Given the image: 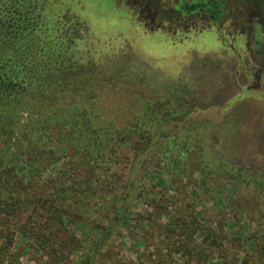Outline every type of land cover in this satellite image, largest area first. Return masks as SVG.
<instances>
[{
    "label": "rangeland",
    "instance_id": "374dc122",
    "mask_svg": "<svg viewBox=\"0 0 264 264\" xmlns=\"http://www.w3.org/2000/svg\"><path fill=\"white\" fill-rule=\"evenodd\" d=\"M44 1L51 14L75 18L84 26L75 52L85 73L95 74L88 76L86 86L92 88L89 93L101 115L95 118V129L110 121L146 129L152 121L143 107L150 103L166 115L134 164L133 147L144 142L142 133L131 131L126 143L117 145L108 174L128 178L125 198L124 182L114 193L101 186L102 169L91 172L96 184L71 187V179L77 180L83 167L90 168L88 158L67 150L66 144L43 142L28 125L32 118L27 114L12 146L0 141V154L3 149L11 154L8 159L19 171L25 169L28 154L42 146L32 165L38 171L28 178L47 199H58L57 192L66 189L58 205L64 206L63 221L76 242L58 264H83L89 247L94 251L98 243L103 245L90 264H199L190 252L200 247L210 252L214 264L221 259L204 239L212 232L233 238L224 248L233 264H240L241 256L235 258L241 249L238 238L255 232L264 219L259 190L264 184V87L252 88L259 66L247 51L255 31L227 35L232 21L224 14L218 22L209 19L211 27L204 30L166 35L162 29L146 31L123 0ZM179 1L190 0L167 3ZM258 83L264 84V78ZM80 101L87 105L90 100ZM30 131L31 138H23ZM113 196L119 198L117 204ZM13 242L18 264L50 263L49 247L40 236L16 232Z\"/></svg>",
    "mask_w": 264,
    "mask_h": 264
},
{
    "label": "trees",
    "instance_id": "16d2710c",
    "mask_svg": "<svg viewBox=\"0 0 264 264\" xmlns=\"http://www.w3.org/2000/svg\"><path fill=\"white\" fill-rule=\"evenodd\" d=\"M123 1L137 22L149 32L162 29L166 35H176L177 32L187 34L197 28L206 29L210 21L208 14L191 16L179 10L178 4L169 6L168 0ZM226 6V14L232 21L229 25L231 37L245 32L243 23L256 33L254 45L248 47L252 57H257L255 60L259 66L253 73L255 83L252 88L264 87L263 83H258L264 78V73L258 72H264V0H228ZM84 31V26L75 18L68 21L51 14L44 0H0V141L5 143V147L12 146L14 135L22 132L20 121L27 114L32 118L28 125L37 129L43 142L48 140L58 146L66 144L67 150L80 156L85 154L88 158L90 168L83 167L80 177L71 179V187L96 184L99 180L94 179L91 172L102 169L104 177L101 186L113 189L114 193L124 182L121 189H127L124 191L125 198L129 196L128 178L122 181V173L108 174L111 162L113 164L117 156V145L125 144L131 131L142 133L144 142L133 147L136 156L131 163L134 164L138 154L159 132L166 115L150 103L143 107L152 121L146 129L131 123L123 127L115 126L111 121L95 129V118L101 115L97 103L92 102L89 93L92 88L88 90L86 87L90 84L88 76L95 74L85 73L75 52L76 41L82 38ZM82 97L90 100L87 105L80 101ZM31 133L21 135L31 138ZM82 141H87L88 145L83 146ZM34 144L30 145V149ZM39 148H35L32 155L27 153L28 163L26 170L22 171L9 161L11 154L6 150L3 149V154H0V264H18L17 257L11 252L16 232L27 237L40 236L49 247L46 252L49 264H58L63 260L71 252L70 246L76 242L63 221L64 206L61 202L58 205V199H63L66 189L62 187L57 192L58 199H47L42 189L28 178L38 171L32 165L36 162L34 157L44 151L42 146ZM262 184L259 190L264 195ZM118 199L113 196L114 204ZM80 200H85V197ZM68 220L72 223L71 218ZM174 223L178 228L177 221ZM258 223L260 225L255 232L238 238L241 249L235 258L241 256L240 264H264V219ZM105 229L101 230V234L105 233ZM61 237L64 239L60 240ZM204 239L211 245L210 248L216 247L218 259L222 260L214 264H233V257L224 248L225 243L227 246L232 244V237L212 232ZM204 239H201L202 243ZM99 241L94 240L95 243ZM102 245L98 243L94 251L91 245L83 264H90L95 250ZM190 253L196 256L199 264H210L207 249L200 247Z\"/></svg>",
    "mask_w": 264,
    "mask_h": 264
},
{
    "label": "flooded vegetation",
    "instance_id": "af4514ba",
    "mask_svg": "<svg viewBox=\"0 0 264 264\" xmlns=\"http://www.w3.org/2000/svg\"><path fill=\"white\" fill-rule=\"evenodd\" d=\"M227 2L228 0H190V1H179L178 3V9L181 10L183 13H188L191 16L198 17L202 16V14H208L210 19L213 17L218 22L219 18L222 17L227 12ZM210 22V21H209ZM212 23V21L210 22ZM216 23V22H215ZM217 24V23H216ZM211 27L210 24H208V27ZM213 27V26H212ZM243 27L245 28V32L242 34L235 35L237 36H243V35H251V31L253 29L247 28L246 24L243 23ZM227 35H230V32H228ZM249 44L247 43V51L249 53V56H253L248 49ZM254 59V57H252ZM259 73H264L261 71H258ZM256 73V72H255Z\"/></svg>",
    "mask_w": 264,
    "mask_h": 264
}]
</instances>
